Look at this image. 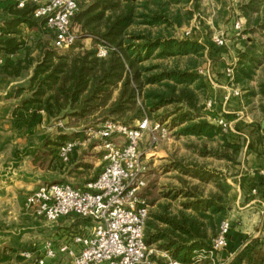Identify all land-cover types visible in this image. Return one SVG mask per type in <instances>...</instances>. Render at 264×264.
Masks as SVG:
<instances>
[{"label": "trees", "instance_id": "obj_1", "mask_svg": "<svg viewBox=\"0 0 264 264\" xmlns=\"http://www.w3.org/2000/svg\"><path fill=\"white\" fill-rule=\"evenodd\" d=\"M260 4H264V0L240 3L248 25L252 12L259 13ZM197 7L199 0H81L73 17V22L80 25L81 39L63 52L55 48V34L47 27L45 19L35 16V6L28 4L18 10L17 15L0 26V60L3 61L0 68L10 78H19L31 69L33 73L29 85L17 89V97L26 91L29 96L13 110V124L19 130H31L45 121H81L94 117L95 121L103 123L114 121L134 126L148 116L153 121L169 120L170 129L177 128V136L206 137L212 141L221 137L224 141L222 156L233 165L238 164L241 145L232 142L238 135L223 133L207 119L204 99L208 98L210 83L199 72L198 58L204 56V51L210 59L218 61L224 48L212 44L209 48L193 37L176 35L178 29L196 17ZM259 21L260 18H256L257 24ZM22 25L39 32L46 30L52 36V47L29 46L21 37ZM88 38L92 39V47L84 43ZM100 43L110 46L106 57L98 56ZM33 51H37V55ZM237 56L234 83L245 87L258 62L255 44L247 42ZM151 57H187L188 62L184 67L178 63L173 67L160 63L146 65L145 61ZM261 93L264 95V85ZM225 116L228 120L234 118V115ZM256 128L262 131L261 124ZM206 152L220 153L217 149ZM103 167L92 181L98 178ZM182 171L201 180H216L222 193H213L203 205L200 201L193 204L196 213L187 211L189 203L176 214L166 210L149 213L145 240L148 245L169 251L182 264H207L209 257L200 261L198 251L211 249V240L218 234L221 222L228 219L232 204L226 195L232 185L225 175L220 177L202 168L183 167ZM182 182L187 183L184 179ZM250 182L247 173L239 181L243 189L249 187ZM193 192L187 190L184 196L197 197V192ZM68 217H78V225L84 226L86 231L93 224L89 218ZM86 231L75 232L65 240ZM230 236L231 233L229 240ZM156 261L165 264L161 258Z\"/></svg>", "mask_w": 264, "mask_h": 264}, {"label": "built area", "instance_id": "obj_2", "mask_svg": "<svg viewBox=\"0 0 264 264\" xmlns=\"http://www.w3.org/2000/svg\"><path fill=\"white\" fill-rule=\"evenodd\" d=\"M80 1L15 0L21 9L30 2L35 4L34 14L37 18L45 19L47 27L54 32V46L57 49H68L80 38L73 26V17ZM244 23L243 18L236 21L235 30L238 34L242 33ZM191 29H187L185 34L189 35ZM213 41L218 47H228V40L223 35L215 36ZM109 50L110 46L100 43L98 56L106 57ZM237 61L238 58H235L227 63L223 74L230 88L222 98L223 105L231 97L242 94L240 87L234 83ZM212 68L213 63L209 60L203 67H199V72L213 86L217 81ZM217 103L214 98L205 101L207 119L223 132L237 134L233 121L226 118L224 109L217 111L215 108ZM170 132L168 122L153 121L148 116L137 121L134 126L105 122L98 131L105 151V164L96 180L86 183L83 188L66 182L42 183L28 194L25 201L27 211L49 222L76 215L91 219L92 226L85 233H76L71 240H65L59 245L47 239L40 256L35 257L32 251H22L20 255L31 259L32 264H46L58 254L68 255L71 264H157L156 258H161L165 264H182L169 251L159 250L146 243L145 229L150 206L140 195L147 185L148 153L162 139L168 138ZM75 147L76 142L73 141L58 146L57 153L61 162H70ZM231 229V221L224 219L212 240L211 249L201 250L198 259L217 258V254L229 245ZM218 264L221 262L218 261Z\"/></svg>", "mask_w": 264, "mask_h": 264}, {"label": "rangeland", "instance_id": "obj_3", "mask_svg": "<svg viewBox=\"0 0 264 264\" xmlns=\"http://www.w3.org/2000/svg\"><path fill=\"white\" fill-rule=\"evenodd\" d=\"M13 1L15 4L8 5L7 8L9 10H20L21 8L17 7L15 0ZM240 3H249V0H199L196 17L190 24L178 29L176 35L178 37L189 36L199 39L209 48H212L211 44L218 47L213 38L223 35L228 40L226 51L234 52L236 58H238L239 49H244L247 42L255 44L258 62L251 80L246 83L245 87L241 86L242 90L245 91L244 95L251 96L253 94L252 96H255L256 91L253 87L258 85L261 93L264 85V4H260L259 13L252 12V19L248 25V18L242 15ZM30 5L35 6L33 2H30ZM258 17L260 18L259 24L256 23ZM241 18L245 23L242 33L238 34V31L235 30V23ZM73 26L80 33V25L76 21L73 22ZM135 28L141 29L143 26ZM187 29H191L189 35L185 34ZM20 30L22 39H25L29 46L47 45L52 47V36L46 30L39 32L29 29L25 25L20 26ZM89 39H85L84 43L87 47H92V39ZM66 50L68 49H60L59 51ZM33 52L36 55L38 53L37 51ZM208 56L207 51H204V56L198 58L200 67L207 64L209 60L213 63L212 58L210 59ZM187 62V57L176 59L172 57L162 59L151 57L145 61V64L160 63L164 66L173 67L178 63L181 67H184ZM2 63L3 61L0 60V67ZM1 72L0 68V76ZM17 89L13 87L10 94L2 98L4 104L0 106V184L2 185L0 186V264H30L32 260H25L19 253L21 251H32L35 257L42 255L43 243L52 237V231L58 222H49L26 210V198L36 185H34V179L30 178L24 180L20 178L18 182L19 178L16 177L17 174L15 175L21 160V157L18 156L34 157L36 166L30 168L39 175L41 182H66L80 188L92 181L105 164V151L98 133L105 122H101L102 120L97 121V119L95 121L94 117L81 121L66 119V122H59L60 120H50L45 121L43 126L38 127L36 131L19 130L13 124L11 111L15 109V104L20 103L24 99V94H28V92H24L23 98L16 100ZM261 95L264 98L262 93ZM162 111L158 113L162 114ZM61 123L62 125H60ZM262 130L264 132L263 128ZM175 131L168 137L173 139V143L174 141L177 142L179 137L175 135ZM182 139L179 140V143L184 146H181V148L192 145L193 148L191 149L193 150L202 146L218 151L220 149L218 140L209 142L197 138L191 140V138L183 137ZM66 141L76 142L69 163L61 162L57 153L58 146ZM145 143L147 142L145 141ZM182 153L188 152L184 151ZM80 159L87 160V162H84L86 165L83 169L75 171L77 161ZM184 179L188 181V179ZM163 181L168 182L171 180L165 177ZM84 231H86V228L81 226L79 232ZM54 242L58 244L57 241L54 240ZM203 260H208V258L200 261ZM209 260L210 262H207V264H218L216 256L210 257ZM49 262L70 264V257L66 254H58L55 259H50Z\"/></svg>", "mask_w": 264, "mask_h": 264}, {"label": "crops", "instance_id": "obj_4", "mask_svg": "<svg viewBox=\"0 0 264 264\" xmlns=\"http://www.w3.org/2000/svg\"><path fill=\"white\" fill-rule=\"evenodd\" d=\"M12 4H15L13 0H0V26L18 14V10H9L7 8L8 5ZM199 41L202 42L201 40ZM226 52V49H223L218 57L219 60L213 61L212 69L215 72L214 74L217 82L213 84V86L210 85L208 88V98H214L218 101L215 107L217 111L224 109L226 114L234 115V118L231 121H233L235 128L238 131L236 134L238 135V138L236 137L232 142L241 145V151L237 159L239 163L233 165L230 160L222 156L224 141L221 137L215 139L220 142V153L216 154L210 152L207 153L206 151L212 150L207 146H202L201 148L193 150L191 149L193 148L192 145H186L187 148H181L183 145L179 143V140L183 137L191 138V140L197 138L205 139L209 142L212 141L206 137L198 138L196 136H179L177 138L178 141H174V143L172 138L162 139L160 143L148 153L147 185L142 189L140 195L150 203V213H163L164 210H166V212L176 214L185 209V203H189L190 205V208H187L188 212L196 213L192 208L193 204L200 201V204L203 205V201L209 199L213 193L219 192L221 194L222 191L218 187V182L216 180H201L198 177L185 174L182 171V168H202L205 171L215 173V175H219L220 177L225 175L227 181L232 185L231 190L226 195V199H229L232 204V209L228 211L227 214V218L231 221L232 229L229 245L224 251L217 254V259L221 264H263L264 132L263 130L259 131L256 128V125L261 124L262 126V121L264 120V98L260 93L258 85L253 87L256 91L254 93L255 96H252L253 94L251 96L248 94L244 95L245 91L239 86L242 94L240 96L231 97L230 101L225 105L221 104L223 96L230 91V88L226 85L223 74L227 63L236 58L234 52ZM32 73L33 69L19 78H10L1 72L0 106L4 104L2 98L7 94H10L13 87L17 89L20 86L27 87L29 85L28 82ZM28 96L29 94H24V98ZM20 98H23V96L15 97L16 100ZM18 104L19 103H16L15 107ZM12 112L13 111H11V115L13 114ZM63 121L66 122V119L60 120L59 122ZM167 122L169 123V120ZM40 126H43V124L31 130L36 131ZM176 129L177 128L171 129L170 134ZM184 151H187L188 153H182ZM18 157H21L19 169L15 172V175L17 174L16 177L19 178L18 182L20 181V178H23L22 180L25 178L34 179V185H36V187H34L32 191L42 183H50L41 182V179L38 177L39 175L30 168L35 165L34 157H25L23 155ZM189 160L191 162L187 163L186 161ZM84 162H87V160H78L75 171L83 169L86 165ZM245 173L249 175V180H251V182L249 187L246 186V189H243L239 181ZM258 176L263 179L258 180ZM165 177L171 181H163V178ZM184 178L188 179V181L186 180L187 183L182 182ZM0 186L2 185L0 184ZM254 189L256 190L255 193H253ZM187 190H190L191 192L195 190V192H197V197H185L184 192ZM206 213L210 214V210ZM78 220V217H63L59 219L55 224V229L52 231V237L50 239L57 241L58 244L54 243L59 245L65 241L67 236L79 232L81 225H78ZM203 220L206 221L205 218ZM153 246L156 247L155 245ZM199 252L200 251H198V254ZM48 262L49 260L46 264H58ZM30 264H32V262Z\"/></svg>", "mask_w": 264, "mask_h": 264}, {"label": "water", "instance_id": "obj_5", "mask_svg": "<svg viewBox=\"0 0 264 264\" xmlns=\"http://www.w3.org/2000/svg\"><path fill=\"white\" fill-rule=\"evenodd\" d=\"M262 128L264 129V120L262 121Z\"/></svg>", "mask_w": 264, "mask_h": 264}]
</instances>
